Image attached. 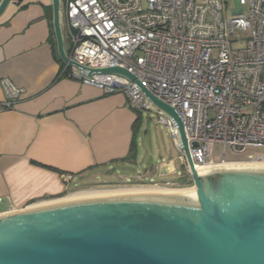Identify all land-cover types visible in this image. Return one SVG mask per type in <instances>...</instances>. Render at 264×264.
<instances>
[{
    "label": "built area",
    "instance_id": "built-area-1",
    "mask_svg": "<svg viewBox=\"0 0 264 264\" xmlns=\"http://www.w3.org/2000/svg\"><path fill=\"white\" fill-rule=\"evenodd\" d=\"M62 7L70 58L90 68L121 66L173 105L196 168L241 162L226 160L229 146L235 152L261 148L243 162H264V0H237L232 17L225 16L226 0H64ZM93 76L76 68L69 73L108 94H125L137 111L150 110L128 78ZM2 84L0 111L13 109L25 91L7 79ZM157 112L177 141L173 122ZM216 143L224 145L219 162L209 159ZM179 159L190 174L182 153Z\"/></svg>",
    "mask_w": 264,
    "mask_h": 264
},
{
    "label": "water",
    "instance_id": "water-1",
    "mask_svg": "<svg viewBox=\"0 0 264 264\" xmlns=\"http://www.w3.org/2000/svg\"><path fill=\"white\" fill-rule=\"evenodd\" d=\"M12 1H1L0 17ZM52 3L61 61L82 76L136 83L150 109L173 122L195 189L61 198L0 213V264H264V164L197 169L176 108L121 66L70 58L62 0Z\"/></svg>",
    "mask_w": 264,
    "mask_h": 264
},
{
    "label": "crops",
    "instance_id": "crops-1",
    "mask_svg": "<svg viewBox=\"0 0 264 264\" xmlns=\"http://www.w3.org/2000/svg\"><path fill=\"white\" fill-rule=\"evenodd\" d=\"M63 71L52 0H13L0 17V108L6 98L2 80L25 92L13 109L0 111V213L85 192L78 190L92 178L181 179L175 159H145L141 174L120 172L117 178L116 168L141 161L142 112L138 121L125 94H108ZM75 180L80 187L70 191Z\"/></svg>",
    "mask_w": 264,
    "mask_h": 264
},
{
    "label": "rangeland",
    "instance_id": "rangeland-1",
    "mask_svg": "<svg viewBox=\"0 0 264 264\" xmlns=\"http://www.w3.org/2000/svg\"><path fill=\"white\" fill-rule=\"evenodd\" d=\"M250 1V0H248ZM237 0H226V17L234 16L232 11L236 7ZM249 11V3L243 6V14H247ZM144 125L139 133L138 142L140 144V163L133 166H128L127 169L116 168V177L118 178V174L123 172V174H133L138 176L142 173V166L145 163V159H148V163L154 162V164H158L161 161H167L169 159H175L176 165L179 170L178 181H175L173 184H168L167 182H156L155 180L148 179L147 182L141 180H132L128 178V182L122 180L115 181H107L104 182L102 180H96L95 178L87 180L82 186L78 183V180H75L71 186L70 191L78 188V191H85L79 193V195H90L93 190H105L107 193H112L115 191H120L125 189H133L134 187H142V188H167L169 190H179L183 188H190L193 186V181L191 177L185 170V166L181 164L179 157L181 155V151L178 149L171 129L162 124L159 120V113L155 110H142ZM212 154L209 157L211 161L218 162L224 159L222 154L224 152V145L220 143H216L211 148ZM227 157L226 160H236V161H244L248 160L250 155L262 154L263 150L257 147H249L244 152H235L229 146L226 148ZM97 175V174H96ZM113 189V190H111ZM117 189V190H114ZM86 192H89L86 194ZM93 194V193H92ZM77 195V194H76Z\"/></svg>",
    "mask_w": 264,
    "mask_h": 264
},
{
    "label": "bare ground",
    "instance_id": "bare-ground-1",
    "mask_svg": "<svg viewBox=\"0 0 264 264\" xmlns=\"http://www.w3.org/2000/svg\"><path fill=\"white\" fill-rule=\"evenodd\" d=\"M225 164H264V162H225V163H215V164H210V165H204V166H198L197 169H202V168H207V167H212V166H218V165H225ZM195 189L193 186L190 188H183L179 190H169L167 188H137V189H124L120 191H115L112 193H107V191H92L90 192V195H73L70 196L69 198H64V199H77V198H87V197H99L103 195H109V194H118V193H127V192H152V191H188ZM89 192H86V194ZM93 193V194H92Z\"/></svg>",
    "mask_w": 264,
    "mask_h": 264
},
{
    "label": "trees",
    "instance_id": "trees-1",
    "mask_svg": "<svg viewBox=\"0 0 264 264\" xmlns=\"http://www.w3.org/2000/svg\"><path fill=\"white\" fill-rule=\"evenodd\" d=\"M63 68H64V73L69 76V73L71 72V68L70 67H66V65L63 63ZM138 114V121L141 119V111H137ZM189 175V174H188ZM190 176V175H189Z\"/></svg>",
    "mask_w": 264,
    "mask_h": 264
}]
</instances>
